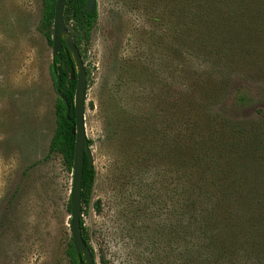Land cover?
Segmentation results:
<instances>
[{"label":"rangeland","instance_id":"rangeland-1","mask_svg":"<svg viewBox=\"0 0 264 264\" xmlns=\"http://www.w3.org/2000/svg\"><path fill=\"white\" fill-rule=\"evenodd\" d=\"M222 1L213 29L190 26L180 48L162 17L177 3L95 0L83 60L95 175L81 220L95 264H190L171 235L174 111L188 102L207 113V177L232 192L227 252L253 255L230 264H264V0ZM40 17V0H0V264H68L70 173L48 152L55 93Z\"/></svg>","mask_w":264,"mask_h":264},{"label":"trees","instance_id":"trees-1","mask_svg":"<svg viewBox=\"0 0 264 264\" xmlns=\"http://www.w3.org/2000/svg\"><path fill=\"white\" fill-rule=\"evenodd\" d=\"M55 0H40L41 17L39 22L40 30L51 46V22ZM165 3L178 6H162V17L175 19L176 38L178 47L185 48L187 45L183 36L191 34L190 26L206 35L212 30L216 22L211 20L216 12L217 3L215 0H165ZM254 0H223L221 6H252ZM189 4V6H185ZM96 19L95 9L87 14L84 9V0H65L62 10V20L68 30L74 46L76 47L83 63L85 50L88 44L89 33ZM190 32H187V30ZM196 32V31H195ZM209 35V33H208ZM185 44V45H184ZM64 47L59 51V57L51 60L49 75L54 89L56 77H59V91L65 102L56 95L54 99V128L48 144V152L57 155L62 167L68 173L71 169L73 153V136L70 130L73 126V111L71 107L74 80H69V69L72 66L71 60L66 56ZM191 49V47H190ZM181 52V50L179 51ZM190 60L180 57L179 66L185 68ZM58 67V70L55 67ZM85 70V88L90 84V73ZM182 72L184 70L180 69ZM84 88V89H85ZM66 107L68 112L66 113ZM193 110L201 108L191 103L177 104L174 111V128L176 159L172 180V204L174 225L171 227L172 241L186 246V258L190 264H230L235 259H248L253 257L243 249H234L227 252L226 235L230 228L226 227L225 221L229 220L227 206L224 203L225 195L232 193L229 188L216 185L213 178L208 179V168L204 166V156L207 146V113H192ZM194 120V121H192ZM197 121L200 123L197 124ZM202 124V126L200 125ZM214 141L208 142L213 145ZM89 141L87 140V145ZM213 150V149H210ZM93 166L87 168L85 158L81 172V214L85 215L90 196L92 194L94 181ZM98 209V207H96ZM66 210L69 215L67 201ZM185 221V225H184ZM81 237L92 253L88 244V238L82 221L80 222ZM182 247V246H181ZM181 247L179 253H181ZM93 254V253H92ZM65 255L68 264H77L70 239L65 245ZM100 264H105L103 258H99Z\"/></svg>","mask_w":264,"mask_h":264},{"label":"water","instance_id":"water-1","mask_svg":"<svg viewBox=\"0 0 264 264\" xmlns=\"http://www.w3.org/2000/svg\"><path fill=\"white\" fill-rule=\"evenodd\" d=\"M65 0H55L51 22V60L59 57V51L64 47L66 56L71 60L69 69V80H74L72 97L73 126L70 134L73 136V153L70 169V188L68 192L69 219L67 223L69 239L73 248L77 264H95L93 254L84 243L80 233V222L82 220L80 192L81 172L83 159L85 158L87 168L92 167L91 153L88 149L87 139L83 129L84 112V88L85 70L80 55L74 46L68 30L62 20V10ZM95 5V0H84V9L90 14ZM58 70V67H55ZM55 95L63 102L64 97L59 91V77H56L54 86ZM68 107H66V113Z\"/></svg>","mask_w":264,"mask_h":264}]
</instances>
